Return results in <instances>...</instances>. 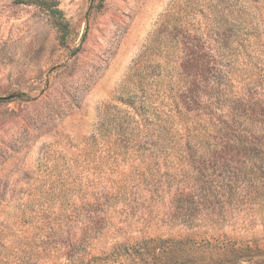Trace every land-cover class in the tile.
Returning <instances> with one entry per match:
<instances>
[{
  "label": "rangeland",
  "instance_id": "374dc122",
  "mask_svg": "<svg viewBox=\"0 0 264 264\" xmlns=\"http://www.w3.org/2000/svg\"><path fill=\"white\" fill-rule=\"evenodd\" d=\"M0 0V264H264V0Z\"/></svg>",
  "mask_w": 264,
  "mask_h": 264
},
{
  "label": "trees",
  "instance_id": "16d2710c",
  "mask_svg": "<svg viewBox=\"0 0 264 264\" xmlns=\"http://www.w3.org/2000/svg\"><path fill=\"white\" fill-rule=\"evenodd\" d=\"M17 3L34 4L46 10L47 13L55 19L56 26L61 31V40L66 41L69 33L67 22L64 21L62 10L58 7L56 0H15Z\"/></svg>",
  "mask_w": 264,
  "mask_h": 264
}]
</instances>
